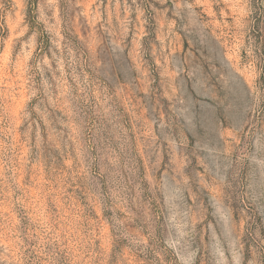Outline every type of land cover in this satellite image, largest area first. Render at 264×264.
<instances>
[{"label":"rangeland","instance_id":"374dc122","mask_svg":"<svg viewBox=\"0 0 264 264\" xmlns=\"http://www.w3.org/2000/svg\"><path fill=\"white\" fill-rule=\"evenodd\" d=\"M0 264H264V0H0Z\"/></svg>","mask_w":264,"mask_h":264}]
</instances>
